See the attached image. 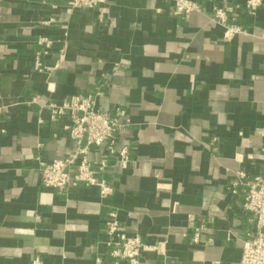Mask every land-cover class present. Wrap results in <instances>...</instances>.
Masks as SVG:
<instances>
[{
  "label": "crops",
  "instance_id": "obj_1",
  "mask_svg": "<svg viewBox=\"0 0 264 264\" xmlns=\"http://www.w3.org/2000/svg\"><path fill=\"white\" fill-rule=\"evenodd\" d=\"M195 1L184 20L166 0H0V264H112L110 212L149 248L140 264H239L254 227L230 184L264 174V0L254 16L245 0ZM211 6L246 34L224 40ZM96 93L130 121L115 144L128 162L87 156L107 161L112 195L43 188L40 164L75 143L42 106Z\"/></svg>",
  "mask_w": 264,
  "mask_h": 264
},
{
  "label": "built area",
  "instance_id": "obj_2",
  "mask_svg": "<svg viewBox=\"0 0 264 264\" xmlns=\"http://www.w3.org/2000/svg\"><path fill=\"white\" fill-rule=\"evenodd\" d=\"M104 1L70 0L69 6L88 9ZM166 1L172 4L173 14L184 20L192 13L202 12V7L195 0ZM261 5L262 0H245L244 10L248 15L254 16ZM230 11V8L211 6L208 12L210 20L224 29V40L246 34L236 22L228 23ZM42 41L48 45L46 40ZM34 70L43 71L38 59ZM99 95H77L60 103L42 106L51 121L67 119L63 129L75 143V150L69 156L40 164L39 181L43 188L64 192L71 188L94 187L102 199L112 195V186L101 177L107 167V161L103 159L93 165L87 156L92 148L105 146L109 155H116L122 164L128 162L127 150L116 153L115 144L118 132L128 128L130 121L122 109H116L112 114L99 111ZM261 152L264 154V145ZM230 193L241 198V209L250 217L254 227L253 235L243 242L239 264H264V174L249 176L245 171L239 170L230 184ZM198 231L199 229H196L194 232V242L198 241ZM102 241L112 264H140L142 254L149 249L138 236L129 237L125 234L115 212L108 214ZM31 264H40V260L35 258ZM95 264L103 263L98 258Z\"/></svg>",
  "mask_w": 264,
  "mask_h": 264
}]
</instances>
